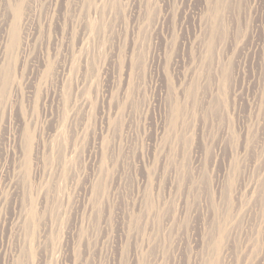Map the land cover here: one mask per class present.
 Segmentation results:
<instances>
[{"label": "rangeland", "instance_id": "obj_1", "mask_svg": "<svg viewBox=\"0 0 264 264\" xmlns=\"http://www.w3.org/2000/svg\"><path fill=\"white\" fill-rule=\"evenodd\" d=\"M0 264H264V0H0Z\"/></svg>", "mask_w": 264, "mask_h": 264}]
</instances>
